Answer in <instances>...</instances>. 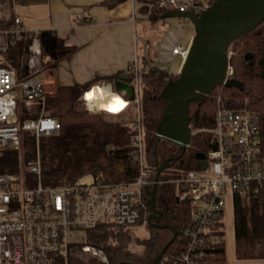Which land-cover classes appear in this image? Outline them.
<instances>
[{
  "label": "built area",
  "instance_id": "obj_1",
  "mask_svg": "<svg viewBox=\"0 0 264 264\" xmlns=\"http://www.w3.org/2000/svg\"><path fill=\"white\" fill-rule=\"evenodd\" d=\"M142 4L149 15L163 10L200 15L212 3L211 0H153ZM175 28L180 31L182 25L177 24L164 34L156 59L150 58L145 43L147 67L169 72L176 57L181 59L180 66L185 62L190 44H182ZM39 32L26 28L20 17L0 29V152L19 151L23 131L35 133L39 149L41 137L59 134L61 130L60 120L47 109L50 95L43 77ZM24 33L32 37L27 61L29 75L19 80L17 69L8 63L5 54ZM232 54L230 46L226 81L234 73ZM140 62V55L136 54L129 68L135 96L124 97L127 107L135 106L131 123L132 156L138 164L135 178L111 182L103 172H98L88 173L75 183L45 185L39 151L36 159L28 161L29 171L37 179L34 184L27 185L20 174L0 172V264H68L69 247L76 242L71 237L73 231L90 230L103 221L125 228L138 225L146 208L147 188L154 183L145 147L146 124L140 91L144 66ZM22 102L28 108L36 106L39 115L21 120L17 109ZM214 102L212 128L197 129L190 125L192 137L200 131L214 135L216 147L206 153V167L181 171L172 180L187 187L186 198L192 206L191 222L181 232L186 240L185 248L175 254L164 252L156 264H201L203 259L214 256L212 244L216 240L209 236L210 228L220 213L234 203L235 192L251 186L264 191V155L257 115L248 108L226 107L220 94ZM84 249L107 259L102 250L91 246Z\"/></svg>",
  "mask_w": 264,
  "mask_h": 264
},
{
  "label": "trees",
  "instance_id": "obj_2",
  "mask_svg": "<svg viewBox=\"0 0 264 264\" xmlns=\"http://www.w3.org/2000/svg\"><path fill=\"white\" fill-rule=\"evenodd\" d=\"M119 1V0H114ZM149 2L153 0H141ZM214 0H211L213 3ZM144 7V5H143ZM143 12L147 11L144 7ZM166 13V10H163ZM156 18L158 13H152ZM12 14L6 15L0 11V29L14 22ZM42 43L43 72H54L58 63V39L51 31L39 32ZM148 41V39H147ZM32 37L24 33L7 51L8 63L17 69L18 79L28 78V56ZM231 49V63L234 73L231 78L240 81L241 87L217 85L203 101L190 103V125L193 128H209L215 124V96L220 94L223 103L230 108H248L255 112L260 125L261 154L264 155V20L253 30L235 40ZM252 53L251 59L246 55ZM144 66L142 74V107L146 124V151L151 168V179L154 180L157 163L173 155L168 166L160 173L155 196V207L162 215L153 218L159 225H175L177 237L168 227H158L148 221L151 212L148 194L145 198L146 208L142 211L138 224L145 223L148 234L139 236L133 227L117 226L114 222L103 221L93 229L85 232L84 242L71 244L68 251V264H118L122 261L134 264H152L158 253L167 246L165 254L181 252L186 245L182 239V230L191 222V201L186 198L185 185L172 181L178 178L181 171L191 169L201 170L202 160L195 154L208 152L216 147L214 135L211 132L200 131L195 134L186 151L174 143L160 139L157 143V128L163 118L167 101L161 96L165 85L171 79H178L177 74L158 67H147V60L142 55ZM124 73L131 78L130 70ZM122 73L94 78L85 83L59 85L56 94L49 96L47 109L61 122L59 134L40 138L39 149L35 133L22 132V147L19 151L4 150L0 152V172H12L21 175L27 185L34 184L37 179L28 169V161L35 159L38 151L41 158L42 181L45 185H61L75 183L88 173L103 172L107 181H129L135 178L138 164L132 156V120L135 106L130 104L121 113L111 114L104 111L89 112L82 100L83 93L100 81L115 82ZM119 90L118 87H116ZM21 120L37 117L36 106L29 107L23 102L18 107ZM130 114V116H129ZM133 117V118H132ZM153 187V184L151 188ZM234 223L236 256L238 259H264V191L251 186L238 190L234 194ZM225 212L214 220L209 236L216 242L212 244L214 256H208L201 261L207 264L209 260L227 259ZM85 246L102 250L107 259L84 249Z\"/></svg>",
  "mask_w": 264,
  "mask_h": 264
},
{
  "label": "crops",
  "instance_id": "obj_3",
  "mask_svg": "<svg viewBox=\"0 0 264 264\" xmlns=\"http://www.w3.org/2000/svg\"><path fill=\"white\" fill-rule=\"evenodd\" d=\"M143 8L141 0H0L1 13L20 17L26 28L51 31L56 35L58 63L54 72H43L50 96L56 94L59 85L85 83L124 73L136 54L145 58V43L150 58L155 59L151 53L157 56L163 35L156 38L150 26L142 28L139 21L146 20L153 25L169 16L162 12L151 18V14L142 11ZM194 32L186 43L179 36L182 44H190ZM149 45L154 47L150 50ZM99 84L111 85L112 90L121 93L123 98L129 95L127 91L117 90L114 82L102 80ZM230 205L233 213L234 203ZM234 220L233 213V252L232 258L227 259L231 263L249 261L239 260L235 255ZM255 261L263 263L264 259Z\"/></svg>",
  "mask_w": 264,
  "mask_h": 264
},
{
  "label": "water",
  "instance_id": "obj_4",
  "mask_svg": "<svg viewBox=\"0 0 264 264\" xmlns=\"http://www.w3.org/2000/svg\"><path fill=\"white\" fill-rule=\"evenodd\" d=\"M165 16L183 17L189 19L195 28V35L190 43L189 55L182 64L178 79H171L163 88L161 96L167 101L166 112L157 128V145L160 139L168 140L186 151L192 139V127L190 126V103L203 101L214 87L219 84L239 86L243 84L233 78L226 81V71L229 62V48L232 43L242 35L256 28L264 20V0H214V2L196 15L191 11H171ZM253 54L248 53L247 59ZM114 85L129 93L130 99L135 96L134 87L126 73H122ZM180 155V154H179ZM173 155L157 163V171L153 187L147 188L150 195L149 205L151 212L148 221L162 215V211L155 207L156 189L160 180V173L172 159L179 157ZM195 156L202 160V166L207 165L206 152H197ZM155 226L168 227L174 234L170 242L177 237L178 230L174 225ZM167 246L158 253L152 264H156ZM118 264H134L122 261Z\"/></svg>",
  "mask_w": 264,
  "mask_h": 264
},
{
  "label": "rangeland",
  "instance_id": "obj_5",
  "mask_svg": "<svg viewBox=\"0 0 264 264\" xmlns=\"http://www.w3.org/2000/svg\"><path fill=\"white\" fill-rule=\"evenodd\" d=\"M151 23L149 24L148 21L142 20L141 22L139 21V26H141L142 28H147L148 26H150L151 31H153L154 36H156V38H158V39L161 35L164 36V34H166L167 31H169L170 29H173L175 27V25L181 24L182 29L179 31V29L175 28V32L179 36H181L182 40L186 43V42H188L192 32L195 30L194 24L189 19L183 18V17L169 16V17H166V18L160 20L159 22H154L153 25ZM141 32H142V30L140 31V33ZM153 47L154 46L151 45L150 50ZM151 56L155 59L157 58L155 53H151ZM180 63H181V59L178 56L170 64L169 73L170 74H172V73L177 74L178 69L180 68ZM129 116H130V114H129ZM42 139H44V137ZM32 160H34V159H32ZM232 211H233V208L229 204L225 210V218H224L225 219V225H226L227 258H230V259L232 258L231 253L233 252V241H232L233 240V227H232L233 226V213H231ZM132 231H134L139 236H146L148 234L145 223H142V224L139 223L136 227H133ZM71 234H72L71 237L75 241H77V242H84L85 241L86 235H85V232L83 230H76V232L73 231ZM242 260H244V259H242ZM255 260H258V259H249V261L244 260L243 262L236 261V263H231L228 261V259H225L224 261L221 259H218L216 261L209 260L207 264H264V262L259 263Z\"/></svg>",
  "mask_w": 264,
  "mask_h": 264
},
{
  "label": "clouds",
  "instance_id": "obj_6",
  "mask_svg": "<svg viewBox=\"0 0 264 264\" xmlns=\"http://www.w3.org/2000/svg\"><path fill=\"white\" fill-rule=\"evenodd\" d=\"M84 106L89 112L104 111L111 114L121 112L127 106L122 94L112 90L109 84L93 85L82 95Z\"/></svg>",
  "mask_w": 264,
  "mask_h": 264
},
{
  "label": "bare ground",
  "instance_id": "obj_7",
  "mask_svg": "<svg viewBox=\"0 0 264 264\" xmlns=\"http://www.w3.org/2000/svg\"><path fill=\"white\" fill-rule=\"evenodd\" d=\"M127 105H128V104H127ZM126 107H127V106H126ZM123 110H124V109H123ZM123 110H122V111H123ZM122 111H121V112H122ZM121 112H119V113H121ZM36 143H37V142H36ZM39 148H40V147H39ZM39 150H40V149H39Z\"/></svg>",
  "mask_w": 264,
  "mask_h": 264
}]
</instances>
